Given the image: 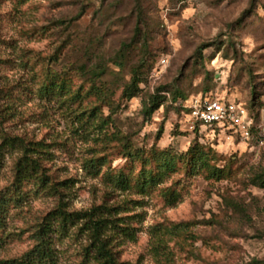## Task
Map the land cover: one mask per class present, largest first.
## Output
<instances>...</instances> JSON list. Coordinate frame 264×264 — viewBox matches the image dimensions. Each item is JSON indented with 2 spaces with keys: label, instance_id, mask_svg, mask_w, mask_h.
<instances>
[{
  "label": "rangeland",
  "instance_id": "1",
  "mask_svg": "<svg viewBox=\"0 0 264 264\" xmlns=\"http://www.w3.org/2000/svg\"><path fill=\"white\" fill-rule=\"evenodd\" d=\"M123 43L129 49L119 71L111 60ZM96 62L110 68L103 78L108 82L127 81L136 66L142 73L136 96L126 100L121 84L115 89L117 107L108 126L100 129L97 119L85 122V115L76 118L66 105L36 93L32 76L44 64L60 70ZM71 76L77 86L79 78ZM159 88L162 103L144 116V101ZM0 89V143L18 137L39 145L33 156L41 157L47 175L45 184L33 178L21 183L20 201L8 208L0 233L1 257L27 251L37 225L62 203L71 212L111 208L102 215L132 228L133 238L115 226L104 234L126 264L264 261V189L251 181L264 171V0H0ZM176 91L188 101L212 94L244 104L255 136L244 141L212 136L205 127L194 130L187 109L172 100ZM102 112L107 116L108 107ZM112 132L129 134L135 147L155 144L177 154L196 137L221 154L218 165L227 164L229 173L220 181L172 175L159 185L180 181V199L172 205L158 189L148 195L121 191L106 173L126 171L130 163L118 142L104 144L102 134ZM22 152L17 144L1 150L0 194L13 189ZM102 155L104 165L88 167L86 160ZM188 221L197 238L180 247L167 231ZM82 222L53 236L60 264H95L82 255L89 240L88 231H78ZM157 231L167 234L162 237L173 253L169 263L154 252Z\"/></svg>",
  "mask_w": 264,
  "mask_h": 264
},
{
  "label": "trees",
  "instance_id": "2",
  "mask_svg": "<svg viewBox=\"0 0 264 264\" xmlns=\"http://www.w3.org/2000/svg\"><path fill=\"white\" fill-rule=\"evenodd\" d=\"M25 1V0H24ZM126 43L121 44L117 50L116 56L111 60L112 64L118 67L121 71L124 67V60L128 51ZM202 57V55H201ZM43 63V62H42ZM67 66V65H66ZM62 67L60 70H55L50 67L49 63L41 66L40 72H34L32 78L37 81L36 93L40 97L46 99H55L59 101L60 105H66L69 113H73L74 117L78 118L85 115V122L93 120L100 129L108 126L111 121V115L115 113L117 105L112 100V95L115 89L121 84V97L129 100L136 96L140 91L139 84L143 81L140 75V66L131 69L130 78L121 83L108 82L104 80V75L110 72V68L106 63L96 62L91 65L85 63L78 64L74 67ZM66 68V69H65ZM79 78L80 83L76 86L72 81L71 73ZM115 83V84H114ZM0 89V94H1ZM160 88L154 94L149 95L147 100L143 103L142 114L144 116H151L152 113L160 106L164 96H162ZM212 95V94H204ZM214 96V95H212ZM1 98V96H0ZM87 100L83 106V101ZM172 100L177 103L178 108L186 107L187 99L182 96L181 92L176 91ZM72 109H70V106ZM107 106L109 114L103 115L102 109ZM7 108V106H5ZM79 112H76L75 109ZM248 110V109H247ZM250 115V114H249ZM200 128L199 122L195 123L194 130ZM102 131V130H101ZM255 127L252 129V136H255ZM107 140L108 146L112 142H118L120 149L130 163V167H125L127 170H121L115 174H107V179L111 182L114 188L121 191L135 190L136 194L148 195L155 190H159L163 201L167 205H172L180 199V193L176 185L180 183L179 180L174 181L170 185L159 186L163 182L169 180L172 175L183 173L184 177L202 176L205 180L220 181L227 177L229 170L227 164L223 167L218 165V161L222 159L214 148L209 145L201 144L195 137L186 152L174 153L169 149H158L155 144L149 148L135 147L131 136L128 134H121L112 132L110 134H102ZM22 138L6 137L0 143V152L7 146H21L22 156L15 164V175L13 181V189L0 194V233L4 230L6 225V217L8 208L18 201H20V185L25 180L34 179L37 183L45 184L47 175L42 165L40 156L34 157L33 153L40 148L39 145L31 146L30 142H25ZM105 146V145H104ZM87 161L88 167H101L106 163L105 156L91 157ZM139 169L135 172V166ZM124 168V169H125ZM99 171V170H97ZM252 183L264 189V171L255 174L251 178ZM51 185L52 188H55ZM56 189V188H55ZM234 207L235 204L231 203ZM111 208H103L102 205L93 207L90 211H68L62 203L55 209L47 213L37 229L33 233L34 244L24 253L19 256L4 258L0 256V264H60L57 251L53 248V236L66 235L69 227L77 224L83 219L82 225L78 227L79 232L88 231V243L83 248L82 255L84 260H90L95 264H126L119 261L115 255L110 244V238L105 237V233L118 227L117 231L121 232L127 238H133L132 228L128 226H118L116 220L110 217H104L102 213H106ZM110 213V212H108ZM190 221L184 222L180 225L175 224L172 230L166 232L155 233L157 242L154 245V252L156 255H161L164 262L172 261L173 253L167 248V241L162 235H167L169 239L179 240L180 247L188 243V240L194 241L197 236L188 229ZM194 224V223H193ZM178 225V226H177ZM2 240L0 238V251ZM161 250V253L158 251ZM244 264H264L263 260L252 259L250 262Z\"/></svg>",
  "mask_w": 264,
  "mask_h": 264
},
{
  "label": "built area",
  "instance_id": "3",
  "mask_svg": "<svg viewBox=\"0 0 264 264\" xmlns=\"http://www.w3.org/2000/svg\"><path fill=\"white\" fill-rule=\"evenodd\" d=\"M186 107L189 121L192 124L199 122L200 127L208 129L212 136L222 134L244 141L253 138L254 121L246 106L240 102L205 95L191 98Z\"/></svg>",
  "mask_w": 264,
  "mask_h": 264
}]
</instances>
